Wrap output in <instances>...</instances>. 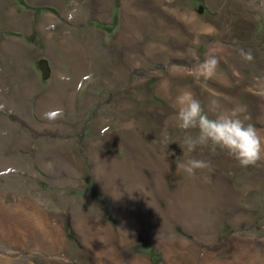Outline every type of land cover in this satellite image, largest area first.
<instances>
[{"label":"rangeland","instance_id":"rangeland-1","mask_svg":"<svg viewBox=\"0 0 264 264\" xmlns=\"http://www.w3.org/2000/svg\"><path fill=\"white\" fill-rule=\"evenodd\" d=\"M217 42V77L183 74ZM11 84L52 96L31 123L0 108V264H264V158L162 143L184 138L185 88L264 130V0H0L1 97Z\"/></svg>","mask_w":264,"mask_h":264},{"label":"clouds","instance_id":"clouds-1","mask_svg":"<svg viewBox=\"0 0 264 264\" xmlns=\"http://www.w3.org/2000/svg\"><path fill=\"white\" fill-rule=\"evenodd\" d=\"M215 31L213 26L208 25V32L201 34L212 35ZM194 43L198 45V37ZM224 54V45L219 42L210 47L203 60L196 50L192 49L190 55L193 63L190 66H181L183 74L196 79H213L220 74V63ZM247 58L250 60L251 54ZM177 67L169 66V74H176ZM164 84L166 85L167 81ZM174 104L177 109L174 117L176 127L185 135L182 141L169 142L168 133L165 132L162 143L169 146L173 142H179L183 153L185 150L194 152L197 148H210L213 152L219 149L234 158L243 168L255 166L264 158V130L248 122L250 117L242 116V108L221 112L215 118H210L195 93L188 88L179 90ZM191 130L196 131L193 133ZM175 164L178 172L182 171L190 177L211 167L210 161L197 158L181 160L177 157Z\"/></svg>","mask_w":264,"mask_h":264},{"label":"crops","instance_id":"crops-1","mask_svg":"<svg viewBox=\"0 0 264 264\" xmlns=\"http://www.w3.org/2000/svg\"><path fill=\"white\" fill-rule=\"evenodd\" d=\"M83 82H84L83 79H81L82 85H83ZM81 88H82V86H81ZM1 91L2 90H0V93H1ZM15 92L16 91H14V84H13V87H12V84L11 85H5L4 91L2 93L4 97L0 96V108L6 112V117L9 118L10 120L18 121V122H22V123L23 122L25 123V121L28 120L29 123H31L29 120V117H30L29 112H26V109L33 108L36 110L37 113L41 112L42 113V114H40L41 116L42 115L44 116L45 115L44 112L48 111V110L44 111L43 109H40V107L38 108V106H37V105H39L38 102H40L42 99H46L45 96L49 95L46 92L40 93V94H42L41 96L37 92H35V93L29 92L26 94H22L18 97L16 96ZM56 95H58V94H56ZM49 96H52V95H49ZM56 100H57V98H56ZM52 101H53V99H52ZM58 101L59 100H57V102ZM57 114L59 115L58 112H57ZM11 115L16 116L17 119L12 118ZM30 119H32V116L30 117ZM41 133H42V135H49L51 137L55 135V134H52V133H54V131L51 132V130H42V131H40V134ZM48 181H52V180H48Z\"/></svg>","mask_w":264,"mask_h":264},{"label":"bare ground","instance_id":"bare-ground-1","mask_svg":"<svg viewBox=\"0 0 264 264\" xmlns=\"http://www.w3.org/2000/svg\"><path fill=\"white\" fill-rule=\"evenodd\" d=\"M19 208H21V207H19ZM3 210H4V209H3ZM21 211H22V210H21ZM21 211H20V209H19V212H20V213H21ZM23 211H24V210H23ZM23 211H22V213H23ZM25 211H26V210H25ZM17 212H18V211H17ZM20 213H19V214H20ZM22 213H21V214H22ZM21 214H20V215H21ZM29 216H31V214L29 215V213H28V216L26 215L27 218H25V220H26V219H29ZM44 217H46V216H44ZM30 218H31V217H30ZM22 219H23V218H22ZM40 219H41V218H40ZM45 219H46V218H45ZM46 220H47V219H46ZM28 221L30 222V220H28ZM28 221H27V222H28ZM40 224H41V223H40ZM44 224H45V223H44ZM87 224H88V223H87ZM35 225H36V224H35ZM35 225H34V226H35ZM37 225H39V223H38ZM45 225H46V226H45V228H46L45 231H47L48 234H45V233H44V235H48V236H50V237L55 236V237L58 238V235H59V231H58L59 229H58V227L54 226L53 223H52V224H48L47 221H46V224H45ZM88 225H89V224H88ZM39 226H40V225H39ZM37 227H38V226H37ZM15 228H16V227H15ZM15 228H14V230H15ZM19 228H20V227H19ZM35 228H36V226H35ZM40 228H41V227H40ZM84 228H85V227H84ZM17 229H18V228H16V231H17V232H19V231L21 230V229H18V230H19V231H18ZM23 229H24V228H23ZM36 229H37V228H36ZM41 229H42V228H41ZM100 230H101V229H100ZM3 231H4V230H3ZM14 232H15V231H14ZM14 232H13V230H12L13 235L16 234V233L14 234ZM37 232H38V231H37ZM39 232H40V231H39ZM22 233H23V232H22ZM24 233H25V232H24ZM53 233H55V234H53ZM42 234H43V233H42ZM20 235H21V234H20ZM24 235H26V234H24ZM91 236H92V235H91ZM53 239H54V238H53ZM46 240H47V239H46ZM61 241H62V240H61ZM59 242H60V241H59ZM51 243H53V241H52ZM63 243H64V242H63ZM39 244H40V243H39ZM50 245H51V244H50ZM54 245H55V244H54ZM59 245H60V244H59ZM88 252H90V251H88Z\"/></svg>","mask_w":264,"mask_h":264},{"label":"trees","instance_id":"trees-1","mask_svg":"<svg viewBox=\"0 0 264 264\" xmlns=\"http://www.w3.org/2000/svg\"><path fill=\"white\" fill-rule=\"evenodd\" d=\"M11 117H12V118H14V119H17V117H16V116H14V115H11Z\"/></svg>","mask_w":264,"mask_h":264},{"label":"water","instance_id":"water-1","mask_svg":"<svg viewBox=\"0 0 264 264\" xmlns=\"http://www.w3.org/2000/svg\"><path fill=\"white\" fill-rule=\"evenodd\" d=\"M46 72V71H45Z\"/></svg>","mask_w":264,"mask_h":264}]
</instances>
